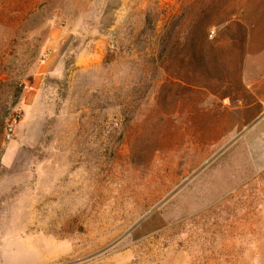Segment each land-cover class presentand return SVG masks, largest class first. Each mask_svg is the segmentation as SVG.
<instances>
[{
  "label": "rangeland",
  "instance_id": "obj_1",
  "mask_svg": "<svg viewBox=\"0 0 264 264\" xmlns=\"http://www.w3.org/2000/svg\"><path fill=\"white\" fill-rule=\"evenodd\" d=\"M246 1L0 0V264H264V105L200 50Z\"/></svg>",
  "mask_w": 264,
  "mask_h": 264
},
{
  "label": "crops",
  "instance_id": "obj_2",
  "mask_svg": "<svg viewBox=\"0 0 264 264\" xmlns=\"http://www.w3.org/2000/svg\"><path fill=\"white\" fill-rule=\"evenodd\" d=\"M234 22L222 25L216 41L206 45L216 49L219 78L232 86L226 103L247 105L251 109L242 119H257L264 105V0L246 1Z\"/></svg>",
  "mask_w": 264,
  "mask_h": 264
},
{
  "label": "trees",
  "instance_id": "obj_3",
  "mask_svg": "<svg viewBox=\"0 0 264 264\" xmlns=\"http://www.w3.org/2000/svg\"><path fill=\"white\" fill-rule=\"evenodd\" d=\"M224 22H228L229 21V19H224L223 20ZM225 23V24H226ZM176 26H178V25H176ZM176 28V27H175ZM205 39L206 38H202V39H200V41H201V43L203 44L202 46H201V48H200V50H201V55L203 56V54H204V51L206 52V49H205V45H206V43H207V41L205 42ZM173 39H170L168 42H167V44H165V47H164V51H168V53L169 52H171L172 51V49H173V47H171V46H174V47H180L181 46V44L182 45H188V46H190L191 48H193L195 45L194 44H196L194 41V38L192 37H190V36H188V37H185L184 39H183V41H182V43H181V41H180V39H177L176 41H174L175 43H177V44H171V42L170 41H172ZM168 44H171L169 47H168ZM167 53V54H168ZM202 61H203V63H205L204 61V58H202Z\"/></svg>",
  "mask_w": 264,
  "mask_h": 264
},
{
  "label": "built area",
  "instance_id": "obj_4",
  "mask_svg": "<svg viewBox=\"0 0 264 264\" xmlns=\"http://www.w3.org/2000/svg\"><path fill=\"white\" fill-rule=\"evenodd\" d=\"M9 136V135H8Z\"/></svg>",
  "mask_w": 264,
  "mask_h": 264
}]
</instances>
